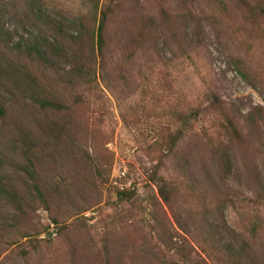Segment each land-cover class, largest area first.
<instances>
[{
	"label": "rangeland",
	"instance_id": "rangeland-1",
	"mask_svg": "<svg viewBox=\"0 0 264 264\" xmlns=\"http://www.w3.org/2000/svg\"><path fill=\"white\" fill-rule=\"evenodd\" d=\"M262 8L0 0V264H264Z\"/></svg>",
	"mask_w": 264,
	"mask_h": 264
},
{
	"label": "trees",
	"instance_id": "trees-1",
	"mask_svg": "<svg viewBox=\"0 0 264 264\" xmlns=\"http://www.w3.org/2000/svg\"><path fill=\"white\" fill-rule=\"evenodd\" d=\"M262 10H264V9L262 8ZM106 15H107L106 10L100 11L99 24H98V28H97L98 49L100 52H102L104 47H105V41H103L102 32H103L104 21H105ZM43 46H44V44L36 45V43H32L30 45V47H28L29 48L28 52L29 53L33 52L38 58L45 60L44 52H46V51L44 50V52H43V50H42ZM79 70H80V68L77 67L76 73H79ZM42 105H47V106L54 107V108L60 107V104L55 103V102H51L48 100L43 101ZM2 112H3V108L0 104V113H2ZM186 122L188 123L187 119H186ZM228 125L233 130V133L238 135V132L236 131L235 128L232 127V124L230 123V121H228ZM178 132L181 135L182 131L180 129H178L177 133ZM179 136L178 135H174V136L172 135L171 137H169V142L172 145H175L177 140L179 139ZM34 180H35V177H34ZM158 181L162 182L161 184L158 183L160 197L164 201L169 202L170 198H171V191H169L166 188L165 181H163L162 179H159ZM34 188L36 189V191H38V186L36 184L34 185ZM118 194H119L118 195L119 199L128 197V194L125 191H120V192H118ZM208 229L213 230L211 225L208 227ZM231 232L233 234L231 233V236L227 241H224L220 237L221 238L219 241L220 243L218 241L213 243L216 245V246H214V249L217 251L213 250L214 253H211V251L210 252L206 251V254H209V256L211 258L212 257L215 258V256H216V260H220V262H221L220 264H255V263L257 264L255 257L249 255V244H248L247 240L243 236H240V234H235L232 230H231ZM212 254H214V255H212ZM195 264H200V262L198 261ZM203 264H206V263L203 261Z\"/></svg>",
	"mask_w": 264,
	"mask_h": 264
}]
</instances>
